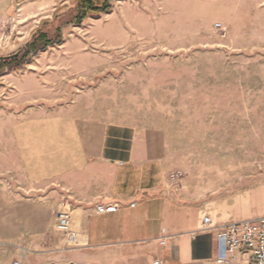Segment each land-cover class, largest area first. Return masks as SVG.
I'll use <instances>...</instances> for the list:
<instances>
[{
	"label": "rangeland",
	"instance_id": "rangeland-1",
	"mask_svg": "<svg viewBox=\"0 0 264 264\" xmlns=\"http://www.w3.org/2000/svg\"><path fill=\"white\" fill-rule=\"evenodd\" d=\"M75 1L0 0V57ZM109 2L22 67L0 69V201L40 204L20 126L67 114L131 128L170 188L220 222L264 215V0Z\"/></svg>",
	"mask_w": 264,
	"mask_h": 264
},
{
	"label": "crops",
	"instance_id": "crops-1",
	"mask_svg": "<svg viewBox=\"0 0 264 264\" xmlns=\"http://www.w3.org/2000/svg\"><path fill=\"white\" fill-rule=\"evenodd\" d=\"M20 127L29 191L41 201H0V264H223L216 229H204L206 208L170 188L166 167L131 128L67 114L32 117ZM100 203L118 210L98 213ZM60 206L74 215L77 230L69 236L53 230Z\"/></svg>",
	"mask_w": 264,
	"mask_h": 264
},
{
	"label": "built area",
	"instance_id": "built-area-1",
	"mask_svg": "<svg viewBox=\"0 0 264 264\" xmlns=\"http://www.w3.org/2000/svg\"><path fill=\"white\" fill-rule=\"evenodd\" d=\"M63 208L61 211L57 209L53 228L59 233L69 235L72 232L71 211L68 206ZM95 209L98 213H112L118 210V205L100 203ZM202 222L204 229H216L218 263L228 264L246 256L248 264H264V215L245 220H231L216 226L212 224L211 217L205 214ZM11 264H23V260H14Z\"/></svg>",
	"mask_w": 264,
	"mask_h": 264
},
{
	"label": "trees",
	"instance_id": "trees-1",
	"mask_svg": "<svg viewBox=\"0 0 264 264\" xmlns=\"http://www.w3.org/2000/svg\"><path fill=\"white\" fill-rule=\"evenodd\" d=\"M110 0H76L74 5L58 8L52 19H45L32 33L30 39L12 55L0 57V69L20 68L32 56L49 46L58 44L62 37V28L68 24L80 25L89 14L97 15L110 9ZM53 24V25H52ZM46 25H52L46 27Z\"/></svg>",
	"mask_w": 264,
	"mask_h": 264
}]
</instances>
